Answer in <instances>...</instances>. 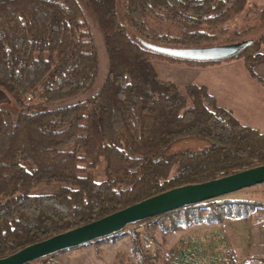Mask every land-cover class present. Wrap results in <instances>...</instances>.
<instances>
[{
	"label": "trees",
	"instance_id": "16d2710c",
	"mask_svg": "<svg viewBox=\"0 0 264 264\" xmlns=\"http://www.w3.org/2000/svg\"><path fill=\"white\" fill-rule=\"evenodd\" d=\"M83 1L102 34L108 71L95 94L75 101L97 72L96 49L78 0H0V90L15 110L0 107V259L168 190L264 165V132L219 107L205 87L161 80L147 67L154 60L189 66L222 60L178 59L142 45L184 49L215 42L246 0H122L135 37L120 17L119 0ZM151 21L171 23L179 36L148 31ZM260 45L264 32L229 59H240L264 86L254 71L264 64ZM186 140L208 147L169 154ZM42 185L57 188L35 193ZM256 206L217 198L132 223L77 248L114 243L127 227L135 230L134 242L137 229L154 222L168 235L245 220ZM190 247H173L165 261L198 264L201 249ZM215 262L250 264L237 261L231 249Z\"/></svg>",
	"mask_w": 264,
	"mask_h": 264
},
{
	"label": "rangeland",
	"instance_id": "374dc122",
	"mask_svg": "<svg viewBox=\"0 0 264 264\" xmlns=\"http://www.w3.org/2000/svg\"><path fill=\"white\" fill-rule=\"evenodd\" d=\"M78 2L92 34L97 54V72L89 89L75 101L84 100L95 94L103 85L108 71L107 53L99 27L85 2L83 0H78ZM121 4L122 0H119L120 17L130 35L135 37L136 35L123 17ZM223 28H225V33L219 34L217 41L204 44L202 47L242 45L256 40L264 32V0H246L242 12L226 23ZM147 30L172 37L179 36L178 29L166 22L151 21L147 25ZM257 52L264 55V45H260ZM154 61L167 64L161 60ZM233 61L239 68L231 67L214 71L218 79L228 82L221 83L218 88L215 87L217 105L231 111L240 123L264 132V87L262 88L259 82L249 76L245 70L239 73L240 68L241 70L243 68L240 59H225L220 62ZM152 68V66L149 67V71ZM254 71L264 81V64L255 65ZM169 75L174 76L172 73ZM177 85L183 84L178 83ZM0 107L15 113L13 103L1 90ZM207 147L206 142L186 140L175 144L169 150V154L179 151L199 153ZM98 174L99 177L102 176L100 170ZM56 188L57 186L42 185L34 189V192L51 193ZM222 198L248 200L258 203V206L245 220L226 219L219 226H193L188 230H180L168 235L163 234L158 224L154 222L137 229L139 233L134 242L133 232L135 230L133 227H127L114 243L106 241L71 249L49 257L43 262L33 264H168L165 257L173 247L178 246L181 250H189L190 245L194 244L201 249L200 256L197 258L198 264H217L215 259H219L227 249L233 250L237 261L249 260L250 264H264V186L245 188ZM134 245L136 252H132Z\"/></svg>",
	"mask_w": 264,
	"mask_h": 264
},
{
	"label": "water",
	"instance_id": "95a60500",
	"mask_svg": "<svg viewBox=\"0 0 264 264\" xmlns=\"http://www.w3.org/2000/svg\"><path fill=\"white\" fill-rule=\"evenodd\" d=\"M155 53L185 60L219 61L236 56L244 45L202 48H168L142 42ZM248 45V43H247ZM264 184V165L238 171L203 183L181 186L160 193L87 225L57 234L0 259V264H26L66 249L121 231L127 225Z\"/></svg>",
	"mask_w": 264,
	"mask_h": 264
},
{
	"label": "crops",
	"instance_id": "0c3cea01",
	"mask_svg": "<svg viewBox=\"0 0 264 264\" xmlns=\"http://www.w3.org/2000/svg\"><path fill=\"white\" fill-rule=\"evenodd\" d=\"M241 61V60H240ZM217 63L214 65H208V66H189L182 63L177 64H169V63H162V62H150L147 64L148 72L151 75H155L161 80L164 81H170L175 84L181 83L183 85L186 84H195L203 86L207 89V91L212 94L216 98L217 94L215 92L216 88L220 86L221 83H228L227 81L220 80L215 76V72L220 71L225 68H231V67H238L236 62H225V63ZM242 63V70L240 68L239 73H242L243 70L247 72L246 68L244 67L243 62ZM150 65V66H149ZM223 65V66H221ZM153 67L151 71H149V67ZM223 67V68H221ZM239 68V67H238ZM169 73L174 74V76L169 75ZM206 73V74H205ZM168 74V75H166ZM171 76V77H168ZM250 76V75H249ZM255 79V78H253ZM228 80V79H227ZM258 81L257 79H255ZM219 81V82H217ZM259 82V81H258ZM260 86L263 88L264 86L259 82ZM180 85V86H183ZM216 87V88H215ZM215 92V93H214ZM236 115V113H235ZM237 116V115H236ZM247 124V123H246Z\"/></svg>",
	"mask_w": 264,
	"mask_h": 264
}]
</instances>
